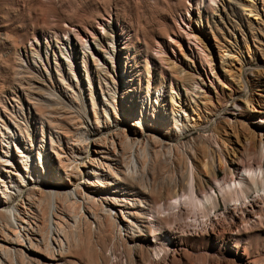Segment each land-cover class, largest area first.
I'll use <instances>...</instances> for the list:
<instances>
[{
  "label": "bare ground",
  "instance_id": "1",
  "mask_svg": "<svg viewBox=\"0 0 264 264\" xmlns=\"http://www.w3.org/2000/svg\"><path fill=\"white\" fill-rule=\"evenodd\" d=\"M233 1L260 17L254 0ZM209 3L216 5L217 0ZM247 23L255 46L250 51L243 38L247 54L235 36L218 42L217 54L214 49L202 53L206 65H198L180 47L178 58L186 68L179 69L180 86L177 84L176 90L171 86L168 98L153 100L147 93L137 101L131 97L127 113L112 107L108 110L107 104L101 119L93 112V125L88 114L85 124L74 123L71 130L53 122L59 145L51 138L50 177L38 173L37 161L30 160L29 146L22 138L17 156L5 151L7 159H0V170L9 178L0 179V264H17L22 259L21 246L32 250L41 245L49 253L62 251L70 246V234L81 224L106 232L110 255L120 249L116 240L124 231L133 247L147 251V262L152 264L174 256L179 243L190 235L215 233L222 237L237 230L239 224L252 229L256 224L249 222L254 216L262 223L264 36L252 32L259 22L247 19ZM189 28V39L202 49L206 43L194 33H205L202 26ZM111 47L113 51L114 45ZM91 59L105 77L115 70L107 63V53ZM214 155L217 169L210 165ZM37 159L39 162V155ZM202 165L220 192L225 212L219 210L216 189L202 179ZM163 188L166 197L161 202L158 190ZM122 199L125 205L118 208ZM110 263L127 264L122 256H114Z\"/></svg>",
  "mask_w": 264,
  "mask_h": 264
},
{
  "label": "rangeland",
  "instance_id": "2",
  "mask_svg": "<svg viewBox=\"0 0 264 264\" xmlns=\"http://www.w3.org/2000/svg\"><path fill=\"white\" fill-rule=\"evenodd\" d=\"M254 1L261 18L247 13L233 0H217L216 5L209 0H0V159H7V150L9 154H19L22 138L29 146L30 160L37 161L38 173L50 177L51 138L59 145L53 122L71 130L74 123L85 124L88 114L93 125V112L101 119L102 108L107 104L108 110L112 107L127 113L131 97L137 101L147 93L153 100L168 98L171 86L173 90L177 84L180 86L179 69L186 68L178 58L180 47L198 65H206L202 53L214 49L217 54V43L233 36L245 54L243 38L250 51L255 50L247 19L259 22V29L256 26L252 32L263 38L264 0ZM200 25L205 33H194L201 43L205 41L204 51L186 34L192 29L189 27ZM104 53L109 55L107 63L115 67L106 77L94 68L91 59ZM210 165L218 168L216 155ZM200 169L203 181L216 189L220 212H225L220 192L205 174V167ZM7 175L4 177L0 170L1 180H8ZM223 175L220 171L219 177ZM27 176L31 177L29 173ZM209 193L216 196L213 190ZM158 194L163 202L164 188ZM124 205L122 199L118 208ZM257 218L254 216L249 222L256 224L252 229L247 228L248 224H239L237 230L225 232L222 237L215 233L185 237L175 257L167 255L152 264H264V216L260 224ZM81 226L83 229L70 234V246L62 251L49 253L41 245L32 250L21 246L22 259L17 264H106L114 256H122L127 264H148L147 251L133 247L124 231L122 238L116 240L120 249L110 255L106 232ZM238 231L240 234H236Z\"/></svg>",
  "mask_w": 264,
  "mask_h": 264
},
{
  "label": "snow or ice",
  "instance_id": "3",
  "mask_svg": "<svg viewBox=\"0 0 264 264\" xmlns=\"http://www.w3.org/2000/svg\"><path fill=\"white\" fill-rule=\"evenodd\" d=\"M173 203H176V201H173Z\"/></svg>",
  "mask_w": 264,
  "mask_h": 264
}]
</instances>
